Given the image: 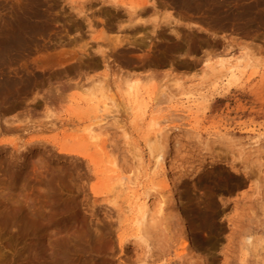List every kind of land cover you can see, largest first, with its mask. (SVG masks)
I'll list each match as a JSON object with an SVG mask.
<instances>
[{
    "label": "rangeland",
    "instance_id": "rangeland-1",
    "mask_svg": "<svg viewBox=\"0 0 264 264\" xmlns=\"http://www.w3.org/2000/svg\"><path fill=\"white\" fill-rule=\"evenodd\" d=\"M0 264H264V0H0Z\"/></svg>",
    "mask_w": 264,
    "mask_h": 264
},
{
    "label": "bare ground",
    "instance_id": "bare-ground-1",
    "mask_svg": "<svg viewBox=\"0 0 264 264\" xmlns=\"http://www.w3.org/2000/svg\"><path fill=\"white\" fill-rule=\"evenodd\" d=\"M143 19V18H142ZM136 20V19H135ZM137 20H141V19H139V18H137ZM142 21V20H141ZM223 60V61H222ZM227 60V61H226ZM230 60V61H229ZM221 63H222V66L224 67V68H229V69H231V72H235V69H237V68H239V66H240V64L241 63H238V65L236 64L235 65V63H231V59L230 58H228V59H226L225 58V61H224V59H221ZM134 103L138 106L139 104H138V102H137V99L135 98L134 100ZM104 110H107V107H106V105H105V108H104ZM111 113H112V111H111ZM108 116H109V113H108ZM99 119H101V118H99ZM105 120V119H104ZM106 123V122H105ZM103 126V125H102ZM102 126L100 125V129L99 130H101V128H102ZM97 127V126H96ZM95 127V128H96ZM104 128V127H103ZM102 128V129H103ZM88 131V133L87 134H89L90 136H88L89 138H97L98 136H100L101 134H102V132H104V133H106V131L104 130V131H102V132H99V133H96V132H98V131H96V129H94V127L92 126V127H89L88 129H87ZM103 133V134H104ZM106 135V134H105ZM162 137V136H161ZM256 143V142H255ZM259 144V143H258ZM257 144V145H258ZM162 153V151L157 155V159H156V161H157V163H158V166L162 169V170H165V163H164V155L163 154H161ZM163 182H164V184H165V186L166 187H168L169 188V180L165 177V179L163 180ZM123 187H121L122 188V191H125V189L127 188L125 185H122ZM129 188V187H128ZM127 192V191H126ZM145 194H147V197H145L143 200H142V206H141V210H139V213H140V211H141V215H142V218H140V219H142V220H145V222L143 221V223H147V222H150L151 220H149L151 217H153V216H151V211L153 210L152 208H154L153 206H151V205H153V204H151L150 205V201L148 200V194L149 193H147V192H145ZM131 195V194H130ZM132 196V195H131ZM145 196V195H144ZM136 200V199H135ZM162 202V204L160 205V207H159V213L161 212L162 213V211L164 210V207H165V202H163V201H160V203ZM152 209V210H151ZM153 213V212H152ZM137 216H138V214H137ZM137 219H138V217H137ZM139 219V220H140ZM139 220H137V221H135V222H137L136 224L138 225L139 223H140V225H144V224H141V222H142V220H140L141 222H139ZM147 220V221H146Z\"/></svg>",
    "mask_w": 264,
    "mask_h": 264
}]
</instances>
